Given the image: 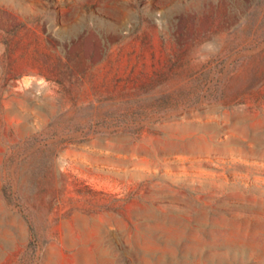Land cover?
<instances>
[{"label": "rangeland", "instance_id": "rangeland-1", "mask_svg": "<svg viewBox=\"0 0 264 264\" xmlns=\"http://www.w3.org/2000/svg\"><path fill=\"white\" fill-rule=\"evenodd\" d=\"M0 264H264V0H0Z\"/></svg>", "mask_w": 264, "mask_h": 264}]
</instances>
